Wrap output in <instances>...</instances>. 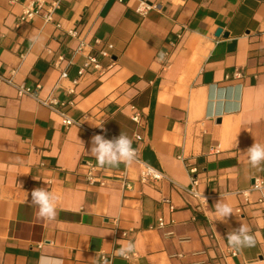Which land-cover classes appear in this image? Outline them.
Returning <instances> with one entry per match:
<instances>
[{
	"label": "crops",
	"instance_id": "crops-1",
	"mask_svg": "<svg viewBox=\"0 0 264 264\" xmlns=\"http://www.w3.org/2000/svg\"><path fill=\"white\" fill-rule=\"evenodd\" d=\"M27 1L0 0V76L39 86L41 99L56 98L86 129L64 127L58 114L0 83V264H38L42 254L63 264H101V254L106 264H264V190L241 194L264 183V165L253 168L243 154L264 145V0H44L41 13L20 23ZM74 30L78 37L68 34ZM80 41L103 74L78 77ZM107 44L110 57L102 58ZM122 132L142 162L182 187L195 167L205 199L167 180L139 184L135 163L99 167L91 138ZM84 163L105 186L86 182ZM37 187L58 197L55 220L28 203ZM220 200L233 209L226 223L217 220ZM241 224L256 245L237 251L226 237ZM129 241L135 252L124 259L117 250Z\"/></svg>",
	"mask_w": 264,
	"mask_h": 264
},
{
	"label": "built area",
	"instance_id": "built-area-1",
	"mask_svg": "<svg viewBox=\"0 0 264 264\" xmlns=\"http://www.w3.org/2000/svg\"><path fill=\"white\" fill-rule=\"evenodd\" d=\"M45 7V2L44 0H28L26 2L25 8L22 12V14L19 16V22H27L29 20H32L35 16H37L39 13L42 12V10ZM54 4L51 5L43 14L42 17L44 19L45 22H52V17H53V9H54ZM148 6L142 1L137 9L138 13L143 14L146 10H147ZM68 34L71 37H78L77 32L74 31H69ZM95 44L100 45V42L98 40H95ZM112 49V46L107 44L104 45L99 51H98V55L102 58H109L110 57V50ZM75 53L77 54H81L84 56V62L82 64V67L78 70V77H82L85 73H87L88 71H94V72H98L100 74H103L104 69L102 68L100 62L98 61V59L96 58V56L90 54V53H85V44L83 41H80L77 48L75 49ZM60 61L63 60V58L59 59ZM60 78H67V73L66 71H62L60 74ZM234 78H240V74L238 72H236L234 74ZM0 83H5L9 86L14 87L17 90V94L18 96H28L32 99H34L38 104L48 108L49 110L53 111L54 113L58 114L61 117V123L64 127H79V128H84V126L80 123L79 120H74L69 118L66 114L62 113L59 111L58 107L61 106L62 104L54 97L49 96L45 99H41L38 94H37V89L39 88V86L36 87L35 90H29L26 89L24 86L20 85L17 86L13 83V81L11 79L8 78H4L3 76H0ZM75 83V82H74ZM69 94L73 93V90H68ZM131 111H132V115H131V120L135 123V124H140L141 123V114L134 108L131 107ZM89 131V133H95L93 131L87 130ZM135 139L138 141H141V137L139 136H135ZM137 151V150H136ZM137 160L134 161L133 163L137 164L139 167V175H138V179L137 182L141 185H145V184H154L163 180H167L169 181L176 189L197 198L198 194L196 192V187H197V178H196V173H197V169L195 167H188V173L190 175V179H191V186L189 188H185L182 187L180 185H178L177 183L171 181L167 176H165L163 173L159 172L158 170L154 169L155 171L152 173H149L148 170V166L147 164H145L144 162L141 161L139 155H138V151H137ZM85 164V179L86 182L90 185V186H100L103 187L106 185V180L105 178L98 172L97 168L95 166H93L91 163H84ZM156 173H159V176L156 175ZM120 180L122 181L123 184V188L124 190H131L133 187V184L127 179L125 173L120 174L119 176ZM257 182H259V187H257ZM251 190H264V183H262L259 180H255L253 185L251 186V188L249 190L246 191H242L241 194L244 195V197H247V194L249 191ZM168 203V201H165ZM259 203H264L262 202V200L258 201ZM169 209L172 211L173 207L170 205ZM237 214H240V210H236ZM165 225L164 220L162 218H159L157 220V224H156V228H162ZM127 235L126 232H122L121 236L125 237ZM236 253L235 252H231V256H235ZM129 256L127 258L124 259H128ZM100 262L101 264H106L108 263V259L105 258L104 254H101L100 256Z\"/></svg>",
	"mask_w": 264,
	"mask_h": 264
},
{
	"label": "clouds",
	"instance_id": "clouds-1",
	"mask_svg": "<svg viewBox=\"0 0 264 264\" xmlns=\"http://www.w3.org/2000/svg\"><path fill=\"white\" fill-rule=\"evenodd\" d=\"M166 54L161 52L159 59L164 61ZM103 130V124L96 126ZM106 131V130H105ZM133 141L125 133H121L118 137L113 139H106L104 135H94L91 138V147L88 152L97 161L99 167H115L121 163L131 164L137 160V151L132 147ZM248 157L249 164L253 168H260L264 165V145L254 143L252 146L246 149L243 153ZM149 173L155 170L148 166ZM264 170V169H261ZM159 176V173H156ZM21 186V185H20ZM259 187V182H257ZM200 197L205 199L201 194ZM222 199V198H221ZM58 197L54 195L48 188L37 187L31 192V200L28 201L30 206H34L38 209L37 215L45 220L53 221L58 216L57 203ZM215 212L219 219L227 222V218L233 214V209L228 203H222L221 200L214 206ZM215 228V225L213 224ZM228 245L234 250H242L243 248L255 247L256 240L250 229L241 224L240 227L232 229L228 232L226 237ZM135 244L129 241L126 245L121 246L117 253L122 258H127L130 254H134ZM38 264H63L62 259L53 256L41 255Z\"/></svg>",
	"mask_w": 264,
	"mask_h": 264
},
{
	"label": "water",
	"instance_id": "water-1",
	"mask_svg": "<svg viewBox=\"0 0 264 264\" xmlns=\"http://www.w3.org/2000/svg\"><path fill=\"white\" fill-rule=\"evenodd\" d=\"M220 33H221V30L218 29V30L216 31V33H215V36H218Z\"/></svg>",
	"mask_w": 264,
	"mask_h": 264
}]
</instances>
